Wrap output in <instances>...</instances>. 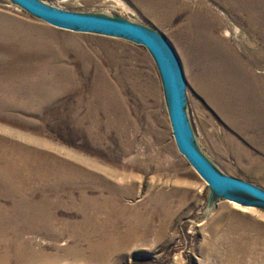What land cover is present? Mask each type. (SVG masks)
<instances>
[{
    "label": "rangeland",
    "instance_id": "obj_1",
    "mask_svg": "<svg viewBox=\"0 0 264 264\" xmlns=\"http://www.w3.org/2000/svg\"><path fill=\"white\" fill-rule=\"evenodd\" d=\"M41 1L67 11L124 19L165 36L183 65L186 110L197 145L222 173L264 189V132L254 119L264 124L262 108L254 103L245 114L235 107L232 117L229 103L216 91L215 70L202 67L190 54L184 29L190 23L203 26L206 36L219 42L217 53L235 65L239 57H254L251 69L256 80L249 82L262 90L264 31L251 28L243 6L247 2L251 8L257 5L264 27V0H239L241 12L238 0H176V14L164 23L147 12L140 0H120L122 4L118 0ZM167 7L159 6L158 14L171 15L166 14ZM199 15L204 20L198 21ZM10 19L32 30L31 46L22 56L62 66L73 72L72 83L77 75L78 84L70 91L65 87L55 97L40 96L32 105L0 106V135L7 138L3 147L47 151L56 161L73 163L74 171L88 161L95 176L81 179L73 171L74 182L65 177L47 179L42 173L31 178L35 161L18 165L25 180L17 186L24 196L33 195L27 204H33L36 211L31 218L33 227L24 229L19 241L26 247L16 248L13 240L9 246L0 243V257L11 256H6V264H20L19 251L25 253L28 248L40 258L33 263L24 259L25 264H264V208L235 205L218 196L179 152L159 71L143 46L122 38L60 29L9 0H0V21ZM220 61L216 71L225 74L226 62ZM82 65L88 67L87 72ZM112 65L130 79L123 95L132 120L124 127H110L104 115L98 120L91 117L86 125L79 124L77 117L68 120L66 114L74 108L84 115L81 101L93 100L89 91L95 77L102 73L116 81ZM56 75L52 84L62 86L61 72L57 70ZM142 79H153L159 95L158 106L150 98L145 114L140 95L131 88L133 82L144 83ZM222 93L225 96L224 89ZM155 110L157 123L152 115ZM15 159L20 161L18 155ZM83 185L90 187V195L100 196L97 204L92 199L83 203ZM112 194L115 200H108ZM8 202L0 196V211ZM9 226L15 229L14 224Z\"/></svg>",
    "mask_w": 264,
    "mask_h": 264
},
{
    "label": "bare ground",
    "instance_id": "obj_2",
    "mask_svg": "<svg viewBox=\"0 0 264 264\" xmlns=\"http://www.w3.org/2000/svg\"><path fill=\"white\" fill-rule=\"evenodd\" d=\"M118 1L122 4L120 0ZM237 3L239 5L240 12L243 7L246 8L243 12L248 15V20L250 21L249 24L252 25L251 28L264 31V27L260 26L261 23H259L263 21V17L261 20L258 18L257 5L251 8V2L248 6V2L245 3L243 7L241 6L239 0ZM140 4L142 7L147 9V12L149 10L150 14L155 16L158 22H170L172 20V16L176 14V0H140ZM165 4L168 5L165 10V12H167L166 14L170 13L171 15L166 16L164 13L163 15L158 14L161 12L160 9H158L159 6H165ZM197 20L202 21L204 18L199 15ZM184 29L190 54L202 63V67L206 66L207 68H211V71L215 70L216 74H214L213 78L216 81V91L223 100L229 103L232 117L234 116L233 111L235 107H239L242 113L247 114L251 107H253L254 103H257L258 106L262 108L261 115L264 118V89L261 90L249 82L251 80H256L252 78L253 74L251 69V64L255 60L254 57H249L248 59L239 57L237 58L238 64L236 63L235 65L234 62L223 59L219 53H217V49L220 45L219 42L211 36L210 38L209 36H206L203 26L190 23V27L187 28L184 26ZM31 33L32 30L30 26L18 23L17 20L15 21L14 19H10L6 23L0 21V42L9 43V46H2V44H0V106L2 107L11 106L12 104L15 105L16 103L24 104L25 102L26 104L32 105L38 102L37 100H39L40 96L44 95L47 96V98L54 95L57 96L63 92L65 87H68V91H70L74 90L78 84V77L76 74L73 83L70 81L73 73L70 70L62 66H57L49 61L38 63L37 60L30 57V55L22 56L20 54L22 51H28V48L31 46V42L28 40ZM24 39L28 43H20ZM220 60H224L226 62L227 70L225 74H221L220 71H216V69L218 67L220 68L222 65ZM115 67L116 66L112 65L111 68L117 72L114 77L116 81H111L107 75L102 73L99 77H95L90 84L91 88L89 91L93 100L87 102L83 99L81 101L84 108V115L79 114L82 113L81 110H75L74 108V110H70L69 113L66 114L68 120L77 117L79 124L86 125V120L92 119L91 117H96L95 119L98 120V117L104 115L108 121L107 124L110 127H113L114 124H117L118 127H124L127 121L130 119L132 120V112L131 110L128 111V102L123 95L125 87L129 84L130 79L128 80V76L121 74L119 69ZM81 68L84 73L87 72L88 67L82 65ZM57 70L60 71L62 75L59 83L64 82L62 86L58 87L52 84L57 79ZM143 81L144 83L142 82V84L139 81L131 83V88L133 89V92L140 95L143 106L142 113L145 114L147 113V108L149 107L150 98L154 99V106H158L159 95L157 85L154 83L153 79H145ZM223 89L225 96L222 93ZM256 113L257 117L260 118L261 115H259L257 111ZM152 115L155 117L157 123V110H155ZM252 117L254 116L251 115V118ZM254 119L256 125H262L260 132H264V124L261 123L262 119L260 118V122L256 117H254ZM99 123L101 124L100 118ZM247 125L249 124L247 123ZM154 133L159 135L157 129L154 130ZM5 141H7L6 136L0 135V185L2 187L0 196H4V198L9 199V206H4V209L0 211V243H4L9 246V244H12L13 240L16 243L17 248L22 247V245L25 246L23 242L19 241L22 238V233L24 232L23 230L33 227L34 221H32L31 218L33 219L36 211L33 204H27V202L33 198V195L29 194L24 196V192L21 187L17 186V182L21 185L25 180L23 175H21L23 170L21 169V171L17 168L18 165L35 161V171L30 170L29 174L31 178L42 173L47 179L54 176V178L60 180L65 177V180L69 179L70 181H73L71 173L74 171V164L60 160L56 161L54 155L52 156L50 153H47V151L43 152V150L40 152L30 148L20 147H13L9 149L5 146L3 147V143ZM197 147L199 148L198 145ZM16 155H18L20 161L15 159ZM8 156L11 158H8ZM50 157H53V160L50 159ZM210 161L212 162V160ZM80 164L82 168L80 167L78 171H74L78 175V178L85 179V177L90 175L92 177L95 176V171L91 170L92 168L89 167L90 163L88 161L86 164L84 163V165L83 162ZM92 167L95 169L94 165H92ZM81 189L83 191V194L81 195L83 203H88L91 199L94 201H91L92 204L98 203L100 196L96 197L93 193L90 195L87 191V189L90 191V187L83 185ZM92 191L93 188H91V192ZM232 194L235 196L245 197V195L240 192H232ZM100 195L103 196L104 194ZM21 196L26 197V199H16ZM107 199L112 201L115 200L113 194L108 196ZM153 201L158 204L157 197L153 198ZM153 201L151 202L153 203ZM10 224H14L15 229H12L9 226ZM19 252L21 253L19 255V259L21 260L20 264H25L24 259L33 263V261L36 262V260L40 258V254L32 256L30 248H28L25 253L23 250ZM25 254H29L30 257H26ZM6 256L11 257L10 254L0 257V264L7 263L8 260Z\"/></svg>",
    "mask_w": 264,
    "mask_h": 264
},
{
    "label": "water",
    "instance_id": "obj_3",
    "mask_svg": "<svg viewBox=\"0 0 264 264\" xmlns=\"http://www.w3.org/2000/svg\"><path fill=\"white\" fill-rule=\"evenodd\" d=\"M42 21L69 31L122 38L143 46L152 56L167 98L172 133L179 152L209 188L224 199L245 206L264 208V189L222 173L197 147L187 115V83L182 62L171 42L159 32L124 19L73 12L41 0H9ZM240 192L245 197L235 196Z\"/></svg>",
    "mask_w": 264,
    "mask_h": 264
}]
</instances>
